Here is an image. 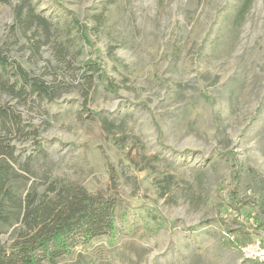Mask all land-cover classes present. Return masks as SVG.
Returning <instances> with one entry per match:
<instances>
[{
    "label": "rangeland",
    "instance_id": "374dc122",
    "mask_svg": "<svg viewBox=\"0 0 264 264\" xmlns=\"http://www.w3.org/2000/svg\"><path fill=\"white\" fill-rule=\"evenodd\" d=\"M21 1L0 3V52L48 81L55 42L71 61L54 102L0 94L23 129L6 137L16 187L70 181L117 202L116 240L58 264H264L241 249L264 248V0H30L54 32L38 58L34 30L13 27ZM86 60L116 93L90 90Z\"/></svg>",
    "mask_w": 264,
    "mask_h": 264
},
{
    "label": "trees",
    "instance_id": "16d2710c",
    "mask_svg": "<svg viewBox=\"0 0 264 264\" xmlns=\"http://www.w3.org/2000/svg\"><path fill=\"white\" fill-rule=\"evenodd\" d=\"M10 1L0 0V3ZM73 24L81 41L89 47V28L77 19ZM13 27L25 35L34 30L28 36V48L34 58L40 57L42 47L49 45L54 37L51 22L35 12L30 0H22L14 8ZM53 49L59 62L48 65L50 81L0 52V94L11 96L20 104L54 102L59 98L66 87V75L60 67L69 66L71 51L62 42H55ZM81 68L90 90L98 78L106 82L104 88L109 93L118 91L116 84L106 78L100 63L86 60ZM0 126L6 132V136L0 137V232L6 233L14 227L9 245L0 244V264H58L73 257L78 249H88L94 241L116 240L117 202L114 199L61 180L47 182L42 191L33 188L20 194L15 184L17 174L10 162H16L15 148L6 141L7 135L23 131L20 116L13 108L0 104ZM235 178L238 184L240 178L238 175Z\"/></svg>",
    "mask_w": 264,
    "mask_h": 264
},
{
    "label": "built area",
    "instance_id": "2783aa9c",
    "mask_svg": "<svg viewBox=\"0 0 264 264\" xmlns=\"http://www.w3.org/2000/svg\"><path fill=\"white\" fill-rule=\"evenodd\" d=\"M241 249L247 258L257 259L261 263H264V248H261L260 241L253 242Z\"/></svg>",
    "mask_w": 264,
    "mask_h": 264
}]
</instances>
